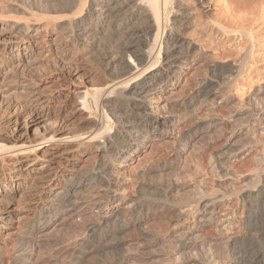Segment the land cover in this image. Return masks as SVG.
I'll return each mask as SVG.
<instances>
[{
    "label": "bare ground",
    "instance_id": "bare-ground-1",
    "mask_svg": "<svg viewBox=\"0 0 264 264\" xmlns=\"http://www.w3.org/2000/svg\"><path fill=\"white\" fill-rule=\"evenodd\" d=\"M192 1L206 18L219 0ZM52 2L61 7L51 9ZM192 17L184 0H0V264H49V256L44 257L50 247L48 231L73 226L80 216H89L83 220L92 223L74 229L83 238L74 242L72 258L105 252L142 225L144 211L168 209L170 187L152 207V202H141L143 189L129 197L132 207L120 204L116 195L123 186L124 166L155 138L174 141L177 120L165 115L167 106L161 101L175 98L187 85L185 72L195 89L182 102V113L189 114L196 102L201 103L200 113L229 90L252 55L246 47L238 63L214 60L184 35ZM42 33L50 38L40 39ZM51 57L57 81L73 86L64 95L45 92L33 78ZM198 70L209 76L197 78ZM72 122L79 129L66 133ZM192 135L184 132L177 139L183 150L172 161L190 145ZM83 154L91 161L80 166ZM255 179V189L242 203L249 220L244 232L248 242L232 253L231 264H264V233L260 245V238L251 235L255 224L250 225L264 216V171ZM201 206L197 201L185 212L186 219ZM238 240L229 238L227 246ZM120 260L128 263L127 257ZM61 262L66 264L64 258Z\"/></svg>",
    "mask_w": 264,
    "mask_h": 264
},
{
    "label": "rangeland",
    "instance_id": "rangeland-1",
    "mask_svg": "<svg viewBox=\"0 0 264 264\" xmlns=\"http://www.w3.org/2000/svg\"><path fill=\"white\" fill-rule=\"evenodd\" d=\"M184 2L194 17L192 27L184 31L185 36L194 39L216 61L238 63L247 48L252 53L250 60L243 73L230 83L229 90H223L224 94L212 108L209 105L200 113V102L191 109L193 112L182 113L181 104L188 100L195 87L194 79L185 72L183 80H188L187 85L176 91L175 98L161 101L167 106L165 115L177 120L176 129L171 133L175 142L155 138L146 150L124 166L123 186L116 195L122 198L120 204L132 207L135 202L131 197L138 189H143L142 200L139 199L145 204L152 202V207L161 200L162 190L170 187L168 209L144 211L143 217L146 218L142 225L137 230L130 229L118 242H113L107 248L109 254L106 249L77 260L71 253L74 242L83 236L73 233L74 229L81 223L89 225L92 220L85 221L83 219L87 220L89 216H80L71 222L73 226L66 223L53 227L48 231L50 247L44 250V257L49 256V264H62L61 258L66 264H120L124 257L128 258L127 264H231L234 260L232 253L240 247L239 250L245 248L248 240L244 238V232L249 220L242 203L246 201V194L255 189V178L264 171V0H219L206 18L200 16L192 0ZM60 7V3L51 4V9ZM242 33L249 37H243ZM48 37L42 33L40 39ZM84 66L89 71V63ZM197 76L202 78L209 74L198 70ZM33 78L44 91L47 90L45 92L64 95L73 87L69 82L57 81L58 69L52 57L41 63ZM15 94L10 98L13 99ZM199 117L205 121L199 122ZM209 121L212 123L201 133ZM78 127L72 122L66 127V133H74ZM184 132L193 134L188 140L190 145L176 161H172L174 154L183 150L177 139ZM90 161V155L83 154L79 165H87ZM197 201L201 202L202 210L192 211L190 218L186 219L185 212H191ZM263 219L261 216L258 222L250 223L255 224L251 235L254 239L260 238V245L263 244ZM229 238L239 240L237 244L227 246ZM58 257L60 261H56Z\"/></svg>",
    "mask_w": 264,
    "mask_h": 264
}]
</instances>
